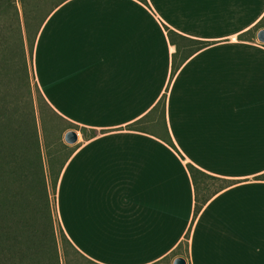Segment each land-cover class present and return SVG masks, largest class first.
<instances>
[{"label":"crops","instance_id":"0c3cea01","mask_svg":"<svg viewBox=\"0 0 264 264\" xmlns=\"http://www.w3.org/2000/svg\"><path fill=\"white\" fill-rule=\"evenodd\" d=\"M147 1L66 0L38 33L35 81L79 126L59 225L96 264H264V0ZM166 26L206 44L181 62ZM164 96L175 147L129 128Z\"/></svg>","mask_w":264,"mask_h":264},{"label":"trees","instance_id":"16d2710c","mask_svg":"<svg viewBox=\"0 0 264 264\" xmlns=\"http://www.w3.org/2000/svg\"><path fill=\"white\" fill-rule=\"evenodd\" d=\"M65 1L0 0V264H61L59 244L67 264L68 247L89 264H96L72 244L60 225L57 227L49 190L51 184L56 191L61 169L73 152L63 135L69 128L79 129V126L59 115L38 84L35 83L34 91L31 82L38 33L46 18ZM140 1L148 4L147 0ZM166 31L177 46V54L184 49L181 62L206 44L167 26ZM177 54L174 55V71L178 67L175 64ZM44 108L54 119L51 130ZM36 110L40 114L44 141L39 133ZM155 112L162 118V138L175 147L165 121V96L152 112L130 124L129 128L143 131L144 124ZM43 143L51 183L45 170ZM64 149L68 152L61 158ZM53 159L58 161L57 169ZM188 168L194 180L199 175L209 177L193 165Z\"/></svg>","mask_w":264,"mask_h":264},{"label":"rangeland","instance_id":"374dc122","mask_svg":"<svg viewBox=\"0 0 264 264\" xmlns=\"http://www.w3.org/2000/svg\"><path fill=\"white\" fill-rule=\"evenodd\" d=\"M31 74L33 76L32 77L33 79L31 81L32 82V87H33V90L35 91V83H36V81H35V77H34L33 70H32V73ZM35 96H36V94H35ZM44 111H45V114H46L45 118H46V121H47L48 128H49V130H51L53 128V125H54V123H53V121H54L53 116H51L50 112H48L46 110V108H44ZM36 113L38 114L37 115V121H38L39 133L41 135V138L43 139L44 138L43 137L44 136V133H43V130H42V124H41L40 114H39L38 110H36ZM152 117L158 119V121L160 123L159 124V127H158L159 128L158 131L164 133V127L162 126V118L159 116V113L158 112L153 113V115L151 116V119H152ZM148 120H149V122H148ZM148 120L144 124V128H152V127H154L153 129H157V127L152 126L151 120L150 119H148ZM65 133H64V135H65ZM64 135H63V140L65 141ZM43 141H44V139H43ZM65 143H66V141H65ZM67 152H68V150L67 149H64L63 152H61L63 154L61 156V158H63ZM42 154H43V160H44V163H45L46 174L49 177V181L51 183V179H52L51 177L52 176L50 174V168L48 166L49 163H48V157H47V150H46V148L44 146V143H43V146H42ZM57 162L58 161L56 159H53V165H54V167L56 169L58 167V163ZM208 183L209 182H207V184ZM210 183L213 186L216 185V181L215 180H210ZM49 190H50V196H51V200H52L53 207H54V216H55V219H56V225L58 227L59 226V220H58V216H57V212H56V201H55L56 197H55V191L52 188V185L51 184H50ZM59 251H60V256H61V264H67L66 259H65V255H64V250H63V248L61 247L60 244H59ZM66 251H67L68 257H69V264H89L85 259H83L82 257L78 256L76 254V251L74 249L68 247Z\"/></svg>","mask_w":264,"mask_h":264},{"label":"water","instance_id":"95a60500","mask_svg":"<svg viewBox=\"0 0 264 264\" xmlns=\"http://www.w3.org/2000/svg\"><path fill=\"white\" fill-rule=\"evenodd\" d=\"M258 37L262 42H264V29L259 32ZM64 139L68 144L75 143L78 139L77 132L75 130L67 131L64 135ZM174 264H186V260L183 257H177L174 260Z\"/></svg>","mask_w":264,"mask_h":264}]
</instances>
